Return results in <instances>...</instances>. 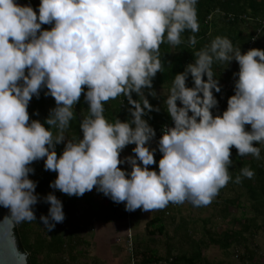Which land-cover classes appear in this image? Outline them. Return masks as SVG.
Wrapping results in <instances>:
<instances>
[{"label": "clouds", "instance_id": "9594fccd", "mask_svg": "<svg viewBox=\"0 0 264 264\" xmlns=\"http://www.w3.org/2000/svg\"><path fill=\"white\" fill-rule=\"evenodd\" d=\"M197 2L40 0L34 9L0 0V207L9 210L4 220L37 221L34 207L43 202L49 207L39 223L51 232L66 218L55 192L82 197L94 188L123 203L127 212L162 210L169 203L207 206L232 180L233 147L239 157L261 159L264 49L242 52L221 36L174 76L163 100L172 126H164L152 146L156 130L145 117L161 110L148 99L158 98L153 80L162 70L159 48L165 40L181 44L186 30L199 31ZM188 42L194 45L195 35ZM214 61L239 66L233 73L234 95L222 113L214 95L222 90ZM41 92L55 101L43 122L30 119L28 111ZM82 94L88 115L79 122L82 138L74 141L65 131ZM121 96L130 118L109 123L104 104ZM128 145H135L133 154L121 158ZM157 151L158 171L149 167L157 164ZM41 160L45 171L56 173L49 184L53 191L44 196L30 178L32 165ZM125 164L130 171L119 167ZM254 175L242 167L232 182Z\"/></svg>", "mask_w": 264, "mask_h": 264}, {"label": "trees", "instance_id": "16d2710c", "mask_svg": "<svg viewBox=\"0 0 264 264\" xmlns=\"http://www.w3.org/2000/svg\"><path fill=\"white\" fill-rule=\"evenodd\" d=\"M196 9L199 31L194 34L187 30L181 33L182 43L179 45L173 46L166 40L160 45L158 58L161 61L162 70L157 73L153 80V87L157 93L163 89L167 90L168 94L174 76L183 72L187 64L193 63L196 58L195 53L208 45L216 36L227 37L234 47H241L242 52H246L252 38L261 30L254 48L264 49V0H198ZM43 27L50 28L49 25ZM191 35L196 37L194 45L188 42ZM238 68L239 66L235 61H232L229 66L227 63L219 61H214L212 65L214 77L219 79L222 85L220 93L214 92L219 101L218 110L220 113L226 110L228 98L234 95L233 73L238 71ZM229 83H232L230 89H228ZM187 86H192L191 77L187 81ZM166 96L159 94L158 98L148 96L152 105L161 108L159 112H151L149 114L150 119L149 116L145 117L149 120L150 125L154 127L156 133L164 126H172L170 116L163 107V100ZM133 98L138 99L135 94H133ZM123 100L124 107L121 104ZM54 106V99L45 97L41 92L39 99L33 97L30 101L28 108L30 119H39L43 122L48 116L49 109ZM128 107L126 99L122 96L117 97L104 104V116L109 123H115L117 118L125 121L130 118ZM87 108L88 105L84 103L82 94L80 102L73 106V119L65 131L68 139L76 141L80 137L82 138L79 122L88 115ZM36 111L39 112V116L33 114ZM213 114H217L216 109H213ZM246 129L250 130V126H246ZM52 131L55 133L56 130L52 129ZM63 147V144L56 146L58 155L62 152ZM133 147L135 145L130 146L131 152ZM160 156L159 152L155 154L156 161L159 162ZM231 159L233 163L229 168V174L232 180L219 191L216 196V204L220 205L219 202H222V209L226 213L236 210L242 211L243 214L246 212V204H248L251 216L247 217L244 214L242 220H236L239 229L225 230L222 234L208 232L207 245L218 247L224 252L234 251L239 253V264H253L259 257H264V252L260 254L259 247L254 246L255 238L261 231H264V147L261 148V159L259 160L251 156L239 157L237 156V150L233 147L231 149ZM158 162L149 167L158 171ZM32 166L35 168V174L30 175V178L38 182L36 192L41 196L47 195L53 191L49 184L55 180L56 173L45 171L42 160L35 162ZM242 167H249L255 175L251 179L245 178L241 183L236 184L232 181H234ZM121 168L130 171L127 167ZM55 195L63 203L66 218L63 223L57 224L53 231L48 232L39 223V217L42 214L46 215L49 207L43 202L34 207L37 221L16 223L17 245L19 250L28 256V264H67L69 262L80 264V258L84 257L77 249L82 244L80 233L84 231V228L80 225L81 202L86 199L87 195L85 193L82 197H70L59 191L55 192ZM175 207H177V204L169 203L166 208L153 211V219L146 228L149 239L136 244L138 249L135 253L138 257L136 264L204 263V251L200 248L199 242L193 240L192 234L188 230L182 231L178 241L171 238L168 229L169 224L174 225L175 223V217L172 215ZM202 207L196 208L202 209ZM4 209L9 211L6 208ZM130 213L125 211L123 203L117 204L110 199L102 222L124 221L128 219ZM260 221H263V223L260 224ZM181 242L191 243L195 251L191 254L182 253L173 256L176 249L175 245Z\"/></svg>", "mask_w": 264, "mask_h": 264}, {"label": "rangeland", "instance_id": "374dc122", "mask_svg": "<svg viewBox=\"0 0 264 264\" xmlns=\"http://www.w3.org/2000/svg\"><path fill=\"white\" fill-rule=\"evenodd\" d=\"M165 96L166 91H160ZM125 152V149L124 151ZM161 157V156H160ZM160 159V158H159ZM158 162V160H157ZM216 197L213 201L203 206L202 209L193 207L189 202L177 204L172 212L175 217L174 225L169 224V233L175 241L180 239L183 230H188L192 234L195 242H199L200 248L204 251L205 261L203 264H239V253L234 251L224 252L218 247H210L207 245L208 232L222 234L225 230L239 229L236 220H242L243 215L251 216L249 205L246 204L245 213L242 211H234L226 213L223 211L222 202L217 205ZM93 207V208H92ZM91 211L97 212V207L92 206ZM86 207L80 208V225L84 231L80 233L82 244L77 251L83 254L80 258V264H136V244L140 241L149 239L146 228L153 219V211L143 212L136 210L130 213L128 220L123 222L112 223L110 226L112 232L105 238L106 242L100 243L95 236V225L91 221L89 214L86 213ZM97 218V216H94ZM263 221H260L262 224ZM117 227H125L124 230ZM129 235L131 236V245H129ZM153 247V244L151 245ZM254 246H258L261 252H264V231H261L255 238ZM100 248V249H99ZM173 256L183 254H191L195 249L191 243H179L175 245ZM263 257V256H262ZM264 258V257H263ZM263 258L259 257L253 264H264ZM76 264V263H67ZM78 264V263H77Z\"/></svg>", "mask_w": 264, "mask_h": 264}, {"label": "crops", "instance_id": "0c3cea01", "mask_svg": "<svg viewBox=\"0 0 264 264\" xmlns=\"http://www.w3.org/2000/svg\"><path fill=\"white\" fill-rule=\"evenodd\" d=\"M162 90H160V91H162ZM160 91L158 93L159 95H161ZM165 91H166L165 94L167 95V90H165ZM130 146L131 145H128L125 148V152L121 153V158L133 154L130 150ZM156 154H158V153H156ZM119 167H127L130 169V167L127 164L119 165ZM86 195H87L86 199L81 202V206H83V207L85 206L86 207V210H85L86 213L89 214V216H91L90 220L93 221V223L95 225V228H94L95 236L97 237V240H99V244L100 243L102 244V243L106 242L105 238H107L108 234H110L112 232V229H113V228L111 229V227H110L112 225V223H103L102 222L104 212L106 210V207L109 206L110 199L108 197L104 196L102 193H98L95 190V188L90 192H86ZM92 206L97 207L98 211L93 212L94 209L91 211ZM94 216H97V218ZM129 217H130V215H129ZM129 217H128V219H129ZM124 221H126V220H124ZM119 222H123V221H119ZM115 223H117V222H115ZM118 228L121 229L122 231L124 230L125 234L127 233V229L125 227H117V229Z\"/></svg>", "mask_w": 264, "mask_h": 264}, {"label": "water", "instance_id": "95a60500", "mask_svg": "<svg viewBox=\"0 0 264 264\" xmlns=\"http://www.w3.org/2000/svg\"><path fill=\"white\" fill-rule=\"evenodd\" d=\"M6 215L9 211L0 207V264H28V256L17 245L16 223L11 219L4 220Z\"/></svg>", "mask_w": 264, "mask_h": 264}, {"label": "built area", "instance_id": "2783aa9c", "mask_svg": "<svg viewBox=\"0 0 264 264\" xmlns=\"http://www.w3.org/2000/svg\"><path fill=\"white\" fill-rule=\"evenodd\" d=\"M263 26H264V23H263ZM261 34V30H259L257 32V34L254 36V37H259ZM253 37V38H254ZM251 40L250 44H249V47H248V50L251 49V48H254L255 47V44H256V41H257V38L256 39H253ZM232 87V83H229L228 85V89H230ZM123 107H124V104H123ZM162 129V128H161ZM161 129L156 133V139L152 141V146L153 147H156V141L159 139V137L161 136L162 132H161ZM158 153V151H157ZM129 240H130V243L129 245H131V236L129 235Z\"/></svg>", "mask_w": 264, "mask_h": 264}, {"label": "flooded vegetation", "instance_id": "af4514ba", "mask_svg": "<svg viewBox=\"0 0 264 264\" xmlns=\"http://www.w3.org/2000/svg\"><path fill=\"white\" fill-rule=\"evenodd\" d=\"M18 3H28V4H31V6L36 9L37 6L39 5L40 3V0H18Z\"/></svg>", "mask_w": 264, "mask_h": 264}]
</instances>
